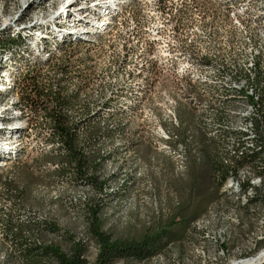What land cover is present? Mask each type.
Segmentation results:
<instances>
[{"label": "rangeland", "instance_id": "1", "mask_svg": "<svg viewBox=\"0 0 264 264\" xmlns=\"http://www.w3.org/2000/svg\"><path fill=\"white\" fill-rule=\"evenodd\" d=\"M61 1L34 0L21 10L18 1L0 0V43L31 9L46 2L52 5L50 15ZM137 32L124 25L94 40H69L47 57L38 44L25 43L11 56L0 52V65L11 76L27 73L20 91L24 124L17 134L8 130L0 138V146L9 148H0V264H31L21 255L23 244L55 245L69 253L74 242L83 244L92 263L97 245L89 230L91 207L98 208L100 228L113 239L139 240L179 220L157 255L111 264H236L264 246V241L252 243L263 231L264 200L239 206L212 181L207 146L203 159H196L203 144H212L214 152L217 143L201 132L199 87L182 72L183 37L171 42L168 61L158 62L144 44L146 29ZM17 61L20 66L13 65ZM59 89L74 95L71 119L91 113L100 122L102 139L91 150L99 155L98 181L106 183L102 194L54 172L57 152L47 140L50 130L42 117L26 111V101L41 106L43 92ZM230 214L237 223H230ZM46 223L59 231L48 232ZM220 226L227 230L224 254L217 257L213 248Z\"/></svg>", "mask_w": 264, "mask_h": 264}, {"label": "bare ground", "instance_id": "2", "mask_svg": "<svg viewBox=\"0 0 264 264\" xmlns=\"http://www.w3.org/2000/svg\"><path fill=\"white\" fill-rule=\"evenodd\" d=\"M15 1L23 5L21 10L34 2ZM59 5L50 15L46 12H51L52 5H37L5 37L21 39L22 46L38 44L47 57L57 44L94 40L127 25L137 34L146 29L144 44L155 52L158 62L168 61L171 42L183 37L182 72L199 87L201 132L216 141V161L227 173L219 190L242 207L257 197L264 200V0H63ZM16 49L0 52L11 56ZM13 65L20 66L18 61ZM26 74L11 76L0 65L1 139L8 130L16 132L24 124L20 91ZM196 157L200 161L201 152ZM231 214L230 223H237ZM259 225L263 231L253 239L254 245L264 241V210ZM226 230L220 226L216 231L218 248L213 249L217 257L224 254ZM254 255L236 264H254L255 260L248 259ZM256 264H264V251Z\"/></svg>", "mask_w": 264, "mask_h": 264}, {"label": "trees", "instance_id": "3", "mask_svg": "<svg viewBox=\"0 0 264 264\" xmlns=\"http://www.w3.org/2000/svg\"><path fill=\"white\" fill-rule=\"evenodd\" d=\"M0 46L4 50L16 49L22 46V41L17 37H7L6 40H2ZM42 94L44 100L41 102V106L26 101L25 107L28 114L33 110L34 113L42 117L44 125L50 130L47 140L56 145L57 152L54 155L57 159L56 163L53 162L56 166L54 172L62 177L71 178L74 184L88 186L102 194L106 183L98 181L99 155L91 150L102 139L103 133L99 131L100 122L95 121V116H92L91 113H86V116L78 119H71L68 111L71 106L70 100L74 96L72 94L63 95L61 89L50 90L47 94L44 92ZM109 103L106 102L107 105ZM106 128L109 132V127ZM209 144L205 143L202 146V159L204 147L207 146L205 156L207 155L209 158L208 173L219 192L220 184L226 178L227 173L218 165L215 150L213 152V146ZM97 214L98 208L91 207L89 230L97 245V253L92 263L86 259L83 244L80 242H74L69 253L63 252L55 245L23 244L21 247L22 257L31 264H111L116 259L145 261L159 253L168 240V229L179 221L170 220L164 226L153 233L144 235L139 240H120L113 239L101 230ZM44 228L51 233L59 231L55 225L50 223H46ZM39 259H42V262L36 261Z\"/></svg>", "mask_w": 264, "mask_h": 264}, {"label": "built area", "instance_id": "4", "mask_svg": "<svg viewBox=\"0 0 264 264\" xmlns=\"http://www.w3.org/2000/svg\"><path fill=\"white\" fill-rule=\"evenodd\" d=\"M20 99L22 100V97H20ZM263 251H264V246L261 248L260 252H257L253 257H250L248 259L255 260L254 264H256V261H257L258 257L260 256V253H262Z\"/></svg>", "mask_w": 264, "mask_h": 264}]
</instances>
